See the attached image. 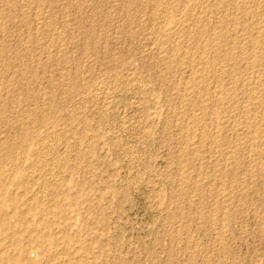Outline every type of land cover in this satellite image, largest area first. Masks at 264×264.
Masks as SVG:
<instances>
[{
  "label": "rangeland",
  "instance_id": "1",
  "mask_svg": "<svg viewBox=\"0 0 264 264\" xmlns=\"http://www.w3.org/2000/svg\"><path fill=\"white\" fill-rule=\"evenodd\" d=\"M222 1L0 0V264H264V0Z\"/></svg>",
  "mask_w": 264,
  "mask_h": 264
},
{
  "label": "bare ground",
  "instance_id": "2",
  "mask_svg": "<svg viewBox=\"0 0 264 264\" xmlns=\"http://www.w3.org/2000/svg\"><path fill=\"white\" fill-rule=\"evenodd\" d=\"M223 1H225V0H223ZM223 1H222V2H223ZM237 1H238V0H237ZM247 1H248V0H247ZM255 1H256V0H255ZM197 2H198V0H197ZM199 2H200V1H199ZM229 2H230V1H229ZM253 2H254V1H253ZM259 2H260V1H259ZM226 3H228V2H226ZM262 3H263V2H262ZM223 4H224V3H222V5H223ZM228 4H229V3H228ZM237 4H238V3H237ZM239 4H240V2H239ZM244 4H245V3H244ZM247 4H248V2H247ZM230 5H231V3H230ZM227 6H228V5H227ZM249 6H250V5H249ZM261 6H262V5H261ZM237 8H238V7H237ZM230 9H231V8H230ZM235 9H236V8H235ZM243 9H244V8H243ZM251 9H252V8H251ZM217 10H218V9H217ZM238 10H239V9H238ZM245 10H246V9H245ZM260 10H261V9H260ZM222 11H223V9H222ZM247 11H249V10H247ZM242 12H243V11H242ZM245 12H246V11H245ZM246 13H247V15H248V12H246ZM243 14H244V13H243ZM249 15H250V14H249ZM242 16H243V15H242ZM252 16H254V14H252ZM243 17H244V16H243ZM249 17H250V16H249ZM229 18H230V17H229ZM247 18H248V16H247ZM251 18H252V17H251ZM227 19H228V18H227ZM252 19H253V18H252ZM170 20H171V19H170ZM182 20H183V19H182ZM223 20H224V19H223ZM185 21H186V20H185ZM235 21H236V20H235ZM235 21H234V22H235ZM240 21H241V20H240ZM171 22H172V21H171ZM177 22H178V21H177ZM236 22H237V21H236ZM241 22H242V21H241ZM244 22H245V21H244ZM254 22H255V21H254ZM248 23H249V22H248ZM257 23H258V22H257ZM257 23H256V24H257ZM168 24H169V23H168ZM237 24H238V23H237ZM261 24H262V23H261ZM218 25H219V24H218ZM226 25H227V23H226ZM239 25H240V23H239ZM252 25H253V24H252ZM242 26H243V25H242ZM247 26H248V25H247ZM174 27H175L174 25H169L167 28H165V31L167 30L168 32H170L171 30H173ZM239 27H240V26H239ZM248 27H249V26H248ZM176 28H178V27H176ZM233 28H234V27H233ZM245 28H247V27H245ZM249 28H250V27H249ZM236 29H237V28H236ZM243 29H244V28H243ZM260 30H261V29H260ZM176 31H177V30H176ZM224 31H225V29H224ZM224 31H223V32H224ZM258 31H259V30H258ZM258 31H257V33H258ZM210 32H211V31H210ZM223 32H221V33H223ZM259 32H260V31H259ZM171 33H172V32H171ZM227 33H228V31H227ZM257 33H256V34H257ZM213 34H214V33H213ZM224 34H225V32H224ZM241 34H242V32H241ZM254 35H255V34H254ZM258 35H260V34H258ZM165 36H167V35H165ZM178 36H179V35H178ZM213 36H214V35H213ZM216 36H217V35H216ZM220 36H221V35H220ZM250 36H252V35H250ZM262 36H263V34H262ZM214 37H215V36H214ZM223 37H224V36H223ZM228 37H230V36H228ZM257 37H258V36H257ZM165 38H166V37H165ZM216 38H217V37H216ZM219 38H220V37H219ZM221 38H222V37H221ZM262 38H263V37H262ZM222 39L224 40V38H222ZM246 39H247V38H246ZM251 39H252V38H251ZM253 39H254V38H253ZM253 39H252V40H253ZM258 39H259V38H258ZM258 39H257V40H258ZM230 40H231V39H230ZM234 40H235V39H234ZM249 40H250V39H249ZM249 40H247V42H250ZM257 40H256V42H257ZM261 40H262V39H261ZM215 41H217V40L215 39ZM218 41H219V40H218ZM225 41H226V40H225ZM220 42H221V41H220ZM228 42H230V41H228ZM232 42H233V41H232ZM237 42H238V41H237ZM237 42H236V44H237ZM245 42H246V41H245ZM254 42H255V41H253L252 43H254ZM256 42H255V43H256ZM218 43H219V42H218ZM240 43H241V42H240ZM240 43H238V44H240ZM250 43H251V42H250ZM262 43H263V42H262ZM241 44H243V42H242ZM246 44H247V43H246ZM246 44H245V46H246ZM263 44H264V43H263ZM263 44H262V45H263ZM178 45H179V44H178ZM234 45H235V43H234ZM248 45H249V44H248ZM228 46H229V44H228ZM230 46H231V45H230ZM238 46H239V45H238ZM238 46H237V47H238ZM249 46H250V45H249ZM251 46H252V45H251ZM254 46L256 47V49H257V48L261 49V45H260L259 43L256 44V45H254ZM243 47H244V46H243ZM175 48H176V47H175ZM234 48H235V47H234ZM217 49H218V47H217ZM227 49H228V48H227ZM227 49H225L224 52H226ZM231 49H232V48H231ZM253 49H255V48L252 47V50H253ZM259 49H258V50H259ZM178 50H179V49H178ZM236 50L238 51V49H236ZM236 50H235V51H236ZM252 50H251V51H252ZM187 51H188V50H187ZM216 51L218 52V50H216ZM220 52H221V51H220ZM257 52H258V51H257ZM177 53H178V52H177ZM215 53H216V52H215ZM233 53H234V52H233ZM238 53H239V52H238ZM241 53H242V52H241ZM203 54H204V53H203ZM216 54H217V53H216ZM223 54H225V53H223ZM223 54H222V55H223ZM230 54H231V53H230ZM243 54H244V53H243ZM258 54H259V53H258ZM262 54H263V53H262ZM206 55H207V54H206ZM217 55H218V54H217ZM222 55H221V56H222ZM225 55H228V54H225ZM235 55H237V54H235ZM238 55H239V54H238ZM241 55H242V54H241ZM245 55H246V54H245ZM259 55H260V54H259ZM259 55H258V57H259ZM208 56H209V55H208ZM231 56H234V55H231ZM231 56H230V57H231ZM242 56H243V55H242ZM246 56H247V55H246ZM254 56H255V57H253V58L255 59V58H256V55L254 54ZM262 56H263V55H262ZM175 57H176V56H175ZM236 57L239 58V56H236ZM249 57H250V56H249ZM185 58H186V57H185ZM204 58H205V57H204ZM221 58H222V57H221ZM224 58H226V57H224ZM237 58H236V59H237ZM242 58H244V57H242ZM245 58H246V57H245ZM261 58H262V57H261ZM182 59H183V58H182ZM205 59H206V58H205ZM205 59H204V60H205ZM219 59H220V58H219ZM240 59H241V58H240ZM193 60H194V59H193ZM208 60H209V59H208ZM208 60H207V61H208ZM221 60H222V59H221ZM231 60H232V59H231ZM233 60H235V59L233 58ZM251 60H252V58H251ZM259 60H260V59H259ZM229 61H230V60H229ZM229 61H228V62H229ZM244 61H245V60H244ZM257 61H258V60H257ZM201 62H202V61H201ZM210 62H211V61H210ZM223 62H224V61H223ZM241 62H242V60H241ZM217 63H218V62H217ZM235 63H236V62H234V64H235ZM196 64H197V63H196ZM206 64H208V63L206 62ZM206 64H205V65H206ZM222 64H223V63H222ZM247 64H248V63H247ZM255 64H256V63H254V65H255ZM197 65H198V64H197ZM211 65H212V63H211ZM218 65H219V64H218ZM220 65H221V64H220ZM248 65H249V64H248ZM258 65H259V64H258ZM231 66H232V64H231ZM236 66H237V65H236ZM236 66H235V67H236ZM251 66H252V64H251ZM261 66H262V65H261ZM196 67H197V66H196ZM237 67H238V66H237ZM211 68H212V66H211ZM216 68H217V67H216ZM222 68H223V67H222ZM230 68H231V67H230ZM254 68H255V66H253V69H254ZM206 69H207V68H206ZM214 69H215V67H214ZM231 69H233V68H231ZM238 69H239V68H238ZM238 69L236 68L235 70H238ZM248 69H249V68H248ZM248 69H247V70H248ZM250 69H251V68H250ZM217 70H218V69H217ZM213 71H214V70H213ZM238 71H239V70H238ZM238 71H237V72H238ZM215 72H216V71H215ZM218 72H219V71H218ZM224 72H225V71H224ZM210 73H211V72H210ZM212 73H213V72H212ZM216 73H217V72H216ZM238 73H239V72H238ZM245 73H246V72H245ZM245 73H244V74H245ZM263 73H264V71H262L261 77L263 76ZM207 74H209V73H207ZM202 75H203V74H202ZM216 75H217V74H216ZM226 76H227V75H226ZM257 76L260 77V75H257ZM213 77H214V76H213ZM261 77H260V80H261ZM263 77H264V76H263ZM220 79H221V78H220ZM242 79H243V78H242ZM255 79H256V78H255ZM233 80H234V79H233ZM231 81H232V80H231ZM194 82H195V81H194ZM205 82H206V81H205ZM240 83H241V82H240ZM251 83H252V82H251ZM242 85H243V84H242ZM224 87H225V85H224ZM222 88H223V87H222ZM222 88H221V89H222ZM251 89H253V88L251 87ZM189 90H190V89H189ZM253 90H254V91H258L259 93L264 92V79H263V81H262L261 83H256V84L254 83V89H253ZM249 92H250V91H249ZM251 94H252V93H251ZM253 94H254V92H253ZM253 94H252V95H253ZM198 95H199V94H198ZM201 95H202V94H201ZM255 95H256V93H255ZM260 95H261V94H260ZM224 96H226V95L224 94ZM229 96H231V95H229ZM235 96H236V95H235ZM253 96H254V95H253ZM249 97H251V96H249ZM263 97H264V94H263ZM208 98H209V97H208ZM223 98H224V97H223ZM254 98H255V97H254ZM254 98H252V99H254ZM261 98H262V97H261ZM202 99H203V98H202ZM226 99H227V96H226ZM226 99H225V101H227ZM230 100H231V99H230ZM249 102H250V101H249ZM204 103H206V101H205ZM230 103H231V102H230ZM234 103H235V102H234ZM237 103H238V102H237ZM235 105H236V104H235ZM259 106H260V105H259ZM263 106H264V105H263ZM225 107H226V106H225ZM255 108H256V107H255ZM261 108H262V107H261ZM263 110H264V109H263ZM244 115H245V114H244ZM257 115H258V114H257ZM245 116H246V115H245ZM257 119H258V118H257ZM215 120H216V119H215ZM246 121H247V119H246ZM261 121H262V120H261ZM246 123H247V122H246ZM230 129H231V128H230ZM256 129H257V128H256ZM260 129H261V128H260ZM235 130H236V129H235ZM256 133H257V132H256ZM258 133H259V132H258ZM256 136H257V135H256ZM255 139H256V138H255ZM216 140H218V139H216ZM212 144H213V143H212ZM216 144H217V143H216ZM209 145H210V144H209ZM231 151H232V150H231ZM22 153H23V152H22ZM234 155H235V154H234ZM234 155H233V156H234ZM17 168H19V167H17ZM20 171H21V170H20ZM16 172H17V171H16ZM0 208H1V207H0ZM16 214H17V213H16Z\"/></svg>",
  "mask_w": 264,
  "mask_h": 264
}]
</instances>
